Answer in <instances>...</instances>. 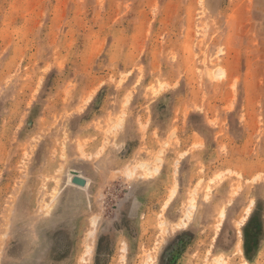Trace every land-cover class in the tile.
Here are the masks:
<instances>
[{
	"label": "rangeland",
	"instance_id": "obj_1",
	"mask_svg": "<svg viewBox=\"0 0 264 264\" xmlns=\"http://www.w3.org/2000/svg\"><path fill=\"white\" fill-rule=\"evenodd\" d=\"M0 264H264V0H0Z\"/></svg>",
	"mask_w": 264,
	"mask_h": 264
},
{
	"label": "water",
	"instance_id": "obj_2",
	"mask_svg": "<svg viewBox=\"0 0 264 264\" xmlns=\"http://www.w3.org/2000/svg\"><path fill=\"white\" fill-rule=\"evenodd\" d=\"M73 181L77 184H80V185H85L86 184V180L84 178H81V177H74Z\"/></svg>",
	"mask_w": 264,
	"mask_h": 264
}]
</instances>
